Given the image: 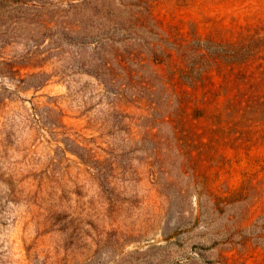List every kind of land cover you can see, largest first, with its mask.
<instances>
[{
	"label": "rangeland",
	"instance_id": "374dc122",
	"mask_svg": "<svg viewBox=\"0 0 264 264\" xmlns=\"http://www.w3.org/2000/svg\"><path fill=\"white\" fill-rule=\"evenodd\" d=\"M0 264H264V0H0Z\"/></svg>",
	"mask_w": 264,
	"mask_h": 264
},
{
	"label": "trees",
	"instance_id": "16d2710c",
	"mask_svg": "<svg viewBox=\"0 0 264 264\" xmlns=\"http://www.w3.org/2000/svg\"><path fill=\"white\" fill-rule=\"evenodd\" d=\"M245 54H246V55H245L244 58H242V59H246V60L244 61V64L247 65L249 59H253V58H254L253 55H252V54H254V53L250 51V52L245 53ZM255 54H256V53H255ZM243 79L246 80L245 83H248V80H249V77H248V76H244Z\"/></svg>",
	"mask_w": 264,
	"mask_h": 264
}]
</instances>
